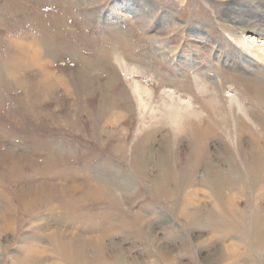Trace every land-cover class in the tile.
<instances>
[{
    "label": "rangeland",
    "instance_id": "rangeland-1",
    "mask_svg": "<svg viewBox=\"0 0 264 264\" xmlns=\"http://www.w3.org/2000/svg\"><path fill=\"white\" fill-rule=\"evenodd\" d=\"M232 12L264 30V0H0V264H70L42 226H55V210L65 224L58 238L73 237L71 227L78 238L106 237L86 251L92 264H264L253 236L264 217L263 162L239 177L254 144L264 149V60L228 29ZM44 24L52 32L41 69L15 56L14 41ZM214 87L222 111L210 102ZM169 89L201 119L174 123ZM231 95L248 99L252 120L234 141ZM218 170L236 186L209 185ZM30 190L41 192L38 209ZM228 249L237 259L220 262Z\"/></svg>",
    "mask_w": 264,
    "mask_h": 264
},
{
    "label": "bare ground",
    "instance_id": "bare-ground-1",
    "mask_svg": "<svg viewBox=\"0 0 264 264\" xmlns=\"http://www.w3.org/2000/svg\"><path fill=\"white\" fill-rule=\"evenodd\" d=\"M11 1V0H10ZM15 2V0H12ZM230 1H228L229 3ZM262 3V2H261ZM230 4V3H229ZM263 4V3H262ZM231 10V9H230ZM232 14H235L234 16L232 17H229V21L230 23L228 24V29L229 30H233V31H238V37H239V43L242 45V47H248V48H253L256 55L259 57L261 54L262 56V60H264V30L263 29H256V28H249V26H251V24L247 25V21L246 19L244 20H238V17H239V13L237 14L236 12ZM228 15V14H227ZM229 16V15H228ZM33 19V18H32ZM241 19V18H240ZM36 20V19H35ZM42 21V19H40ZM40 22V21H39ZM38 22V23H39ZM41 24V23H40ZM43 24V23H42ZM256 26V25H254ZM50 26L47 24H44V25H40L38 26L39 29H41L40 31L41 32H38L36 35H33L32 37L27 38L28 41H17L15 40V48L19 49V51H17L15 53V56H17L18 58H21L22 60L24 59L25 61H35V63H38V67H40L41 69L43 68V66H40L42 61H45V56H48V53L50 51H48L49 49V46L48 48L46 47V45H49V34L52 32L50 31L51 29L49 28ZM248 27V28H247ZM253 27V26H251ZM37 28V27H36ZM59 28V27H58ZM247 29H251V31L253 32L252 34L248 35L247 34ZM22 32V31H21ZM54 32V31H53ZM53 34V33H52ZM254 34H256V36H253ZM9 37V36H8ZM250 37H258L260 38L259 42L257 43V40L254 39V40H250ZM17 39V38H16ZM12 40V39H11ZM120 45V44H119ZM33 50V51H31ZM16 51V50H15ZM14 51V52H15ZM47 53V54H44ZM104 55V54H103ZM121 55V54H120ZM116 56H118L116 54ZM121 59V58H120ZM124 59V58H122ZM127 60V59H126ZM81 61V60H80ZM123 61V60H122ZM125 61V60H124ZM228 61V60H227ZM121 61H119L120 63ZM52 64V62H50ZM121 64V63H120ZM94 65V63H93ZM126 65L128 66V64L126 63ZM96 66V65H95ZM123 66V65H122ZM230 66V65H229ZM90 67V66H89ZM88 67V68H89ZM124 67V66H123ZM231 67L233 68V70H236V71H240V69L242 68V61L240 60H234L233 63L231 64ZM87 68V69H88ZM86 69V70H87ZM136 70V69H135ZM223 70V69H222ZM49 71V70H48ZM221 71V70H220ZM232 71V70H231ZM217 72V71H216ZM223 73V71H222ZM225 73V72H224ZM239 73V72H238ZM51 74V72H50ZM204 74V73H203ZM226 74V73H225ZM218 75V74H217ZM222 75V74H221ZM224 75V74H223ZM228 75V74H226ZM232 75V74H230ZM229 76V75H228ZM226 76V77H228ZM220 77V76H219ZM225 77V78H226ZM44 78V77H43ZM55 79V78H54ZM221 79V77H220ZM43 80V79H42ZM46 79H44L45 81ZM228 80V79H227ZM194 84H195V87L199 90H205L206 91V87L210 84L206 79L205 77L201 76V75H195L194 76ZM226 82V81H225ZM53 83V82H52ZM259 84V83H258ZM50 86V85H49ZM48 86V88H49ZM192 87V86H191ZM194 87V88H195ZM264 88V87H263ZM45 89V87H44ZM262 89V87H261ZM134 91L139 94L140 97H142V88L140 87V85L138 83H135V86H134ZM204 91V92H205ZM211 91L213 92V97L210 99V102L211 104L212 103H215L216 105H218V107L216 106V109L219 110V111H222L223 107L220 106V100H218V98L216 97V92H217V89L216 87L212 88ZM216 91V92H215ZM264 91V90H263ZM145 92L148 93V95H150V92L148 90H146ZM203 92V91H202ZM207 93V92H206ZM262 93V92H261ZM169 98L171 99V102L170 105H168V109L171 113V115H169L170 117H172V119H174V123H181V122H187V123H193V118H198V120L201 119V117L203 116V113L204 112H201V111H196L192 108V103L190 102H186V106H184L183 104H185V100H182L181 97H179V101L177 104H174V101H173V97H175L174 95L176 94L175 90H172V89H169L168 92H167ZM264 94V92H263ZM248 101V99H244V100H240L238 96H235V95H231V98H230V101L229 102V105L228 108L230 112V115L233 117V120H234V124H233V127L235 129V133L232 134H228V136L232 137L233 138V141L234 139H238L240 138L239 135L241 136V133L244 131V130H247L248 126L247 125H250V123L252 122L251 119L247 118L246 117V113L248 112V110L250 111V109L248 107H245V104L246 102ZM210 104V103H209ZM251 104V102L249 103V105ZM166 112V111H165ZM202 114H201V113ZM224 112V110H223ZM164 114V113H163ZM165 115V114H164ZM207 115V114H206ZM245 116V117H244ZM253 119V118H252ZM247 124V125H246ZM190 125V124H189ZM200 126V125H199ZM176 127V126H175ZM178 127V126H177ZM181 127V126H179ZM195 135L197 137H205V136H208V133L204 132V130L202 129H198V131L195 132ZM226 137V136H225ZM229 137V138H230ZM227 141V140H226ZM235 143V142H234ZM230 146V145H229ZM231 148V147H230ZM254 155H253V164H251L249 166V169H245L244 171L240 170L241 171V175L239 177H246L247 174H251V173H256L257 171H259V173H261L260 171H263L260 167H258V170H254L256 169V166L258 165L259 166V163L260 162H263V167H264V156H262L263 154V148H261L260 146L254 144ZM201 152V151H200ZM204 152V151H203ZM199 153V152H198ZM207 155V154H206ZM194 157L196 158V154L194 155ZM207 158V156H204L202 155L201 157V161H205ZM240 160V165L241 164H244L246 165L243 161L245 160ZM205 165H208L207 162H205ZM212 167L211 168H214V162H212ZM262 167V166H261ZM207 168V167H205ZM217 169H219V167H217ZM251 171V172H250ZM220 173L219 174V178L217 180H214V182H210L208 183L209 185H211L212 187H219V188H226V189H229V188H234V186H236L232 180L230 178H227L226 175L223 174V172H221L220 170L218 171H214V173ZM213 173V174H214ZM211 174V173H210ZM209 174V175H210ZM258 174V173H256ZM237 176V175H236ZM238 177V176H237ZM248 181L250 182L249 185L252 186V181L249 180V178H247ZM238 183H240L239 181H237ZM246 183V181H245ZM182 184V183H181ZM207 184V185H208ZM247 184V183H246ZM241 185V184H240ZM240 185L238 184L237 186L240 187ZM263 187H261L262 189H264V185H262ZM253 187V186H252ZM237 188V187H236ZM38 190V189H37ZM217 190V189H215ZM222 190V189H220ZM230 190V189H229ZM31 191V192H30ZM29 191V194L27 196H25V193L23 191V195L28 199L29 197H31V201H29L28 204H30L31 206H33V209H38L39 207V203L41 202V199H40V191H34V190H30ZM180 191V190H179ZM218 191V190H217ZM233 191V190H232ZM229 192V191H228ZM261 192V191H260ZM217 193V192H215ZM220 192H218V195H219ZM235 192H233V195H234ZM197 194V191L194 190L193 193H191L189 196H187V202L190 201L191 204L195 198ZM222 194V193H221ZM227 194V193H226ZM229 194V193H228ZM236 194V193H235ZM260 195V194H259ZM262 195V194H261ZM260 195V196H261ZM43 196V195H42ZM213 197V196H212ZM219 197V196H218ZM221 197V196H220ZM232 194H230L229 197H227V200L231 201L232 200ZM223 198V197H222ZM56 199V198H55ZM73 199V198H72ZM217 199V198H216ZM64 200V199H63ZM262 200V198H261ZM37 201V203H35ZM40 201V202H39ZM62 201V200H61ZM216 201H219V200H216ZM234 201V200H232ZM218 203V202H217ZM220 203V201H219ZM223 201L220 203L221 205ZM227 203V202H226ZM68 204V203H67ZM218 204V205H220ZM60 205V204H59ZM220 205V206H221ZM226 206V205H225ZM223 207V206H222ZM226 210H229L227 207H225ZM233 208V207H232ZM231 208V209H232ZM259 208H262V207H259ZM235 209V208H234ZM222 210H225V209H222ZM221 210V212H222ZM49 211V210H48ZM55 212L57 213V210H55ZM233 211H231L232 213ZM264 212V211H263ZM56 213H52V215L55 214L56 218H55V226H53L52 228L49 227V225L52 223V219H48L46 218L44 221H43V224L42 226L44 227V229L47 228V237H48V240H49V244L51 245V250L54 249L55 247V244L57 245L56 248H59L60 249V254H65V255H68L70 256V264H92V262H88L87 261V256L88 255H85L86 251H88L92 244L93 246L95 245V247H101L103 245V237L104 236H99V237H102L100 239H97L96 241L95 240H92V237H90V235H88V237H90V239L88 240H85V238H78V236L76 235V233H78V230L76 227H71L72 229H66L65 232H74L73 234V237L70 236L71 238L70 239H67V238H58L55 234V230L60 228V229H63V226L65 225L64 222L62 224L61 221H58L57 222V216ZM60 213V212H59ZM197 213V212H196ZM258 214V212H256ZM141 214V213H140ZM62 215V214H61ZM196 215V214H195ZM263 215V214H262ZM75 216V215H74ZM73 216V219L76 221L77 219H75ZM60 217V216H59ZM149 217V216H148ZM40 217H38L39 219ZM37 219V218H36ZM63 220V218H61ZM82 219V218H81ZM84 220V219H83ZM83 220H78V222L80 221H83ZM92 220V219H91ZM94 220V219H93ZM145 220V219H144ZM147 220V219H146ZM145 220V221H146ZM65 221V220H63ZM88 222V220H86ZM252 221V220H251ZM61 222V223H60ZM79 222V223H80ZM139 222V221H138ZM148 222V221H146ZM145 222V223H146ZM256 222H261V224H256L257 226H255V229H254V239L256 238L257 241L260 242V244L262 246H264V217L263 219H261L260 217L258 218V220ZM255 222V223H256ZM92 223V222H91ZM90 222L88 223L91 224ZM53 224V223H52ZM82 224V223H81ZM98 225V224H97ZM106 225V224H105ZM260 225V226H259ZM60 226V227H59ZM75 226V225H74ZM99 226V225H98ZM87 227V226H86ZM103 227V226H100V228ZM222 227V225H221ZM53 228H55L54 230H52ZM85 228V226H84ZM223 228H226V227H222V230ZM234 228V227H233ZM232 228V229H233ZM74 229V230H73ZM79 229V228H78ZM105 229V228H104ZM231 229V230H232ZM102 230V229H101ZM234 230V229H233ZM102 232V231H101ZM222 232V231H221ZM228 232V231H227ZM41 234V233H40ZM229 234V233H228ZM85 235V234H84ZM223 235V233L221 234ZM251 235V234H250ZM106 238V237H104ZM233 239V237H231ZM230 238V239H231ZM250 238V237H249ZM226 241V240H225ZM26 240L24 239V244H26ZM22 242H21V246L24 245ZM37 244V243H36ZM227 244V243H226ZM38 249H39V245H35ZM231 247V246H230ZM31 248H34L31 247ZM229 248V247H228ZM22 249V248H21ZM50 249V247H49ZM227 249V248H226ZM119 252V251H118ZM84 255V256H83ZM39 257V256H38ZM228 257L230 258V260L233 259V262H235V260L237 259L236 258V255L235 257L231 254V251L228 249L226 250V252H224L222 254V257L220 259V262H222L225 258L228 260ZM220 258V257H218ZM38 259V258H37ZM89 259V258H88ZM225 259V260H226ZM85 260V261H84ZM99 260V259H98ZM124 260V259H123ZM39 261V260H38ZM37 261V264L40 262ZM79 261V262H78ZM66 262V260H65ZM69 261L67 260L66 264H69L68 263ZM100 262V261H99ZM124 262V261H123ZM49 263V262H48ZM119 263V262H118ZM42 264V263H41ZM96 264V263H95ZM224 264V263H223ZM229 264H233V263H229Z\"/></svg>",
    "mask_w": 264,
    "mask_h": 264
}]
</instances>
